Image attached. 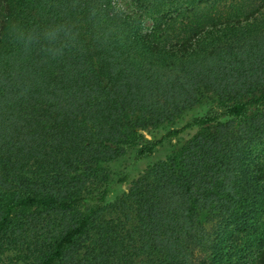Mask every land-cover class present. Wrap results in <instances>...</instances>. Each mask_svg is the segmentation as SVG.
<instances>
[{"label":"trees","instance_id":"1","mask_svg":"<svg viewBox=\"0 0 264 264\" xmlns=\"http://www.w3.org/2000/svg\"><path fill=\"white\" fill-rule=\"evenodd\" d=\"M202 1L0 0V264H264V0Z\"/></svg>","mask_w":264,"mask_h":264},{"label":"rangeland","instance_id":"2","mask_svg":"<svg viewBox=\"0 0 264 264\" xmlns=\"http://www.w3.org/2000/svg\"><path fill=\"white\" fill-rule=\"evenodd\" d=\"M114 12H123L130 15L140 16L142 19V27L145 30H150L154 23L153 14H146L144 11L139 10L136 0H107ZM260 1V0H259ZM259 1L256 3L258 4ZM238 0H203L202 2L194 4L182 5L178 12H171L167 17L178 18L177 22H183V26L188 25L190 22H197L199 20L221 19L226 20L230 17V13L238 5ZM152 15V16H150ZM182 34L175 32L171 35L173 41H177ZM200 259L204 260L205 257L200 255Z\"/></svg>","mask_w":264,"mask_h":264}]
</instances>
